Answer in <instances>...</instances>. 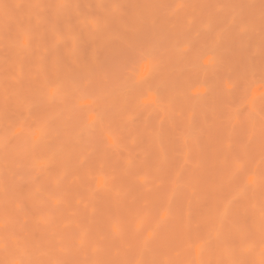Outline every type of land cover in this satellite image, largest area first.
Wrapping results in <instances>:
<instances>
[{"label": "rangeland", "instance_id": "1", "mask_svg": "<svg viewBox=\"0 0 264 264\" xmlns=\"http://www.w3.org/2000/svg\"><path fill=\"white\" fill-rule=\"evenodd\" d=\"M231 263L264 264V0H0V264Z\"/></svg>", "mask_w": 264, "mask_h": 264}, {"label": "bare ground", "instance_id": "2", "mask_svg": "<svg viewBox=\"0 0 264 264\" xmlns=\"http://www.w3.org/2000/svg\"><path fill=\"white\" fill-rule=\"evenodd\" d=\"M220 248V247H219ZM232 264V263H231Z\"/></svg>", "mask_w": 264, "mask_h": 264}]
</instances>
